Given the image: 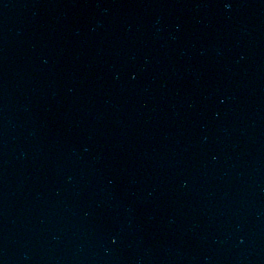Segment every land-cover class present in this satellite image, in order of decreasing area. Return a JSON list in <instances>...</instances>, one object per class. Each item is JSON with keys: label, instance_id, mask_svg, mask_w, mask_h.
Wrapping results in <instances>:
<instances>
[{"label": "water", "instance_id": "95a60500", "mask_svg": "<svg viewBox=\"0 0 264 264\" xmlns=\"http://www.w3.org/2000/svg\"><path fill=\"white\" fill-rule=\"evenodd\" d=\"M0 264H264V0H0Z\"/></svg>", "mask_w": 264, "mask_h": 264}]
</instances>
